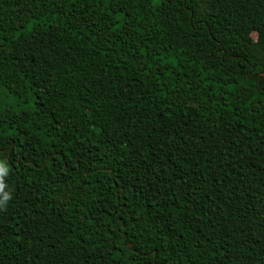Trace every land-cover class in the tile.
Masks as SVG:
<instances>
[{
    "label": "trees",
    "instance_id": "1",
    "mask_svg": "<svg viewBox=\"0 0 264 264\" xmlns=\"http://www.w3.org/2000/svg\"><path fill=\"white\" fill-rule=\"evenodd\" d=\"M0 177V264H264V0H0Z\"/></svg>",
    "mask_w": 264,
    "mask_h": 264
},
{
    "label": "clouds",
    "instance_id": "2",
    "mask_svg": "<svg viewBox=\"0 0 264 264\" xmlns=\"http://www.w3.org/2000/svg\"><path fill=\"white\" fill-rule=\"evenodd\" d=\"M4 187H5V184H4L3 178L0 177V192H3ZM7 199H8V194L5 193L3 195V198L0 199V207L4 206V201H7Z\"/></svg>",
    "mask_w": 264,
    "mask_h": 264
},
{
    "label": "rangeland",
    "instance_id": "3",
    "mask_svg": "<svg viewBox=\"0 0 264 264\" xmlns=\"http://www.w3.org/2000/svg\"><path fill=\"white\" fill-rule=\"evenodd\" d=\"M253 36H254V33H253Z\"/></svg>",
    "mask_w": 264,
    "mask_h": 264
}]
</instances>
